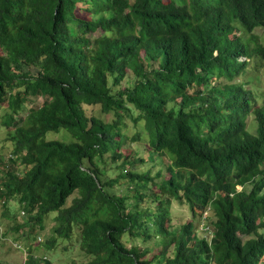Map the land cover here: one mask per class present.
Here are the masks:
<instances>
[{"label": "trees", "instance_id": "16d2710c", "mask_svg": "<svg viewBox=\"0 0 264 264\" xmlns=\"http://www.w3.org/2000/svg\"><path fill=\"white\" fill-rule=\"evenodd\" d=\"M256 28L264 0H0L3 214L11 199L40 227L54 214L48 250L77 228L82 264H264V98L234 81L264 75ZM127 119L146 145L124 154ZM173 200L207 235L172 223Z\"/></svg>", "mask_w": 264, "mask_h": 264}, {"label": "rangeland", "instance_id": "374dc122", "mask_svg": "<svg viewBox=\"0 0 264 264\" xmlns=\"http://www.w3.org/2000/svg\"><path fill=\"white\" fill-rule=\"evenodd\" d=\"M253 33L259 35L264 41V34L260 28L254 29ZM96 35H98V33H94L92 36ZM253 62L254 61H251L250 63L254 66ZM256 67L258 68V65ZM255 74L258 75V78H253L249 81L248 75H250V71H246L243 75L236 76L234 81H242L246 88L251 89L254 93H259L264 98V75L261 73V70H258V72ZM223 81L226 82V79H223ZM42 100L43 98L40 96L28 98L23 110L15 116V119H22L26 115L27 109L29 107H32V105L40 106ZM83 108L86 115L88 116L94 115L105 118L106 120L112 119V115L110 113H101L100 107L98 105L83 106ZM7 111L8 109L6 104L0 106V165L3 166V168H5L7 163H10L9 158L14 157L13 143L8 139V132H10L12 128L11 126H4L1 122L2 118L4 117V113ZM251 120V116L248 117L249 127H251L250 130L253 129ZM126 127L128 138L124 146H122L121 152L124 154H128L130 152L134 153L137 146L142 149V146L146 145V136L143 135L139 141H132L130 137L135 133L136 130L134 123L127 119ZM46 137L48 139H65L64 141H69L68 138H70L69 135L62 131L47 132ZM145 152L143 151L141 153L143 157L147 153ZM147 166L151 167L152 173L156 172V170L159 168V165H157L155 161L150 162L148 165L137 168L141 169ZM13 168L19 170L20 172L24 171V167L21 165H16V167L13 166ZM123 171H126V167L123 169ZM118 172L119 170H111L108 173L111 175V177H114L118 174ZM247 188L249 189L250 185H248ZM237 189H240V186H238ZM71 197L68 199V203L70 202ZM8 206L9 211L6 214H3V208L0 206V264H23L30 254H32L33 257H36V259L41 262H43L45 259L49 260L51 264H82L86 261H89L90 256L82 252L80 249L79 230L77 228L73 229L69 239L57 238L55 241V246L51 250H48L46 247V242L51 235V228L54 225V214H48L44 219V226L40 227L39 225H35L28 220L25 211L16 203L14 199H11L8 202ZM169 210L171 212L172 223L174 225L191 221L195 225L197 233L200 236L206 234L203 230L205 228V223H198L196 221L197 219L191 218V213L186 204L173 200ZM204 215L208 216L209 213L206 212ZM31 228H33V230L30 232ZM133 243L140 245L143 248H148L145 257H150L159 250L156 240L154 239L145 243L139 239H136L133 241ZM126 244L129 246V242Z\"/></svg>", "mask_w": 264, "mask_h": 264}]
</instances>
